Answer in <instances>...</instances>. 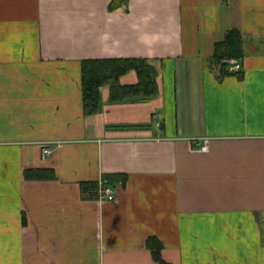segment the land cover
<instances>
[{
    "label": "crops",
    "instance_id": "1",
    "mask_svg": "<svg viewBox=\"0 0 264 264\" xmlns=\"http://www.w3.org/2000/svg\"><path fill=\"white\" fill-rule=\"evenodd\" d=\"M113 1L0 0V264H159L149 241L161 264H264V0ZM231 30L244 58L220 78ZM120 59L159 95L104 89L84 116L80 63ZM105 177L116 201L85 199Z\"/></svg>",
    "mask_w": 264,
    "mask_h": 264
},
{
    "label": "trees",
    "instance_id": "2",
    "mask_svg": "<svg viewBox=\"0 0 264 264\" xmlns=\"http://www.w3.org/2000/svg\"><path fill=\"white\" fill-rule=\"evenodd\" d=\"M121 2L113 1L110 11L116 10ZM244 58V40L238 30L228 31L223 41L216 43L209 66L217 70L220 78L236 76L229 74L228 69L232 62L242 61ZM81 70V99L84 116H94L100 111L102 90L109 91V103L121 104L126 102H148L159 95L157 84V71L153 64L147 60L120 59L97 60L80 63ZM134 73L137 83L132 86H122L121 80ZM26 180L55 181L53 171H31L25 174ZM112 186L114 182H124L118 177H105L103 179ZM97 183L82 184L80 189L85 199L95 200L92 195L97 190ZM148 249L159 264L162 263L159 249L153 241L148 242Z\"/></svg>",
    "mask_w": 264,
    "mask_h": 264
},
{
    "label": "built area",
    "instance_id": "3",
    "mask_svg": "<svg viewBox=\"0 0 264 264\" xmlns=\"http://www.w3.org/2000/svg\"><path fill=\"white\" fill-rule=\"evenodd\" d=\"M240 71L241 61L232 62L228 69L229 74H237ZM46 155L49 156L50 152H46ZM92 195L100 202L114 203L116 201L115 190L104 180L99 181L97 190Z\"/></svg>",
    "mask_w": 264,
    "mask_h": 264
},
{
    "label": "rangeland",
    "instance_id": "4",
    "mask_svg": "<svg viewBox=\"0 0 264 264\" xmlns=\"http://www.w3.org/2000/svg\"><path fill=\"white\" fill-rule=\"evenodd\" d=\"M188 68L190 67V70H192V71H194L195 69H196V65H186ZM185 66V67H186ZM184 68V63H182V64H180L179 66H178V68H177V72H181L182 71V69ZM189 72V71H188Z\"/></svg>",
    "mask_w": 264,
    "mask_h": 264
}]
</instances>
